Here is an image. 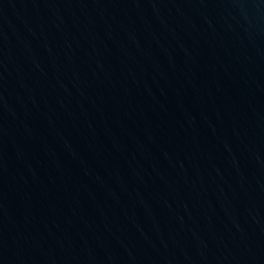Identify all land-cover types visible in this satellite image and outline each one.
I'll return each mask as SVG.
<instances>
[{"label": "water", "instance_id": "water-1", "mask_svg": "<svg viewBox=\"0 0 264 264\" xmlns=\"http://www.w3.org/2000/svg\"><path fill=\"white\" fill-rule=\"evenodd\" d=\"M0 215L19 264H264V0H0Z\"/></svg>", "mask_w": 264, "mask_h": 264}]
</instances>
